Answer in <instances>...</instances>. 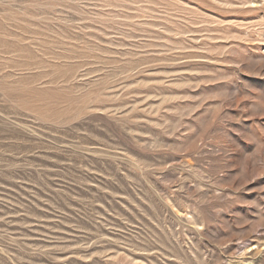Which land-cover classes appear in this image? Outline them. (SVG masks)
<instances>
[{"label":"rangeland","instance_id":"374dc122","mask_svg":"<svg viewBox=\"0 0 264 264\" xmlns=\"http://www.w3.org/2000/svg\"><path fill=\"white\" fill-rule=\"evenodd\" d=\"M0 264H264V0H0Z\"/></svg>","mask_w":264,"mask_h":264}]
</instances>
